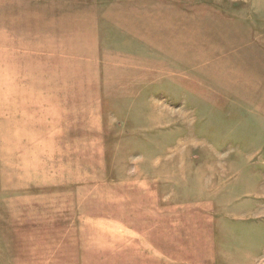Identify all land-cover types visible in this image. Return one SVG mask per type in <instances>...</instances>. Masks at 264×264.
<instances>
[{
  "label": "rangeland",
  "instance_id": "rangeland-1",
  "mask_svg": "<svg viewBox=\"0 0 264 264\" xmlns=\"http://www.w3.org/2000/svg\"><path fill=\"white\" fill-rule=\"evenodd\" d=\"M0 264H264V0H0Z\"/></svg>",
  "mask_w": 264,
  "mask_h": 264
},
{
  "label": "bare ground",
  "instance_id": "bare-ground-1",
  "mask_svg": "<svg viewBox=\"0 0 264 264\" xmlns=\"http://www.w3.org/2000/svg\"><path fill=\"white\" fill-rule=\"evenodd\" d=\"M159 124H161V123H159Z\"/></svg>",
  "mask_w": 264,
  "mask_h": 264
}]
</instances>
